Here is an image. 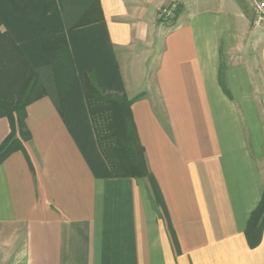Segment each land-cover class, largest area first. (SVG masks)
Returning a JSON list of instances; mask_svg holds the SVG:
<instances>
[{"label":"crops","instance_id":"0c3cea01","mask_svg":"<svg viewBox=\"0 0 264 264\" xmlns=\"http://www.w3.org/2000/svg\"><path fill=\"white\" fill-rule=\"evenodd\" d=\"M100 0L75 65L132 105L148 179L96 178L51 97L0 164V264H264L246 230L264 194V25L248 0ZM69 6V7H68ZM65 25L80 17L68 5ZM117 98V99H118ZM11 134L0 119V147Z\"/></svg>","mask_w":264,"mask_h":264},{"label":"trees","instance_id":"16d2710c","mask_svg":"<svg viewBox=\"0 0 264 264\" xmlns=\"http://www.w3.org/2000/svg\"><path fill=\"white\" fill-rule=\"evenodd\" d=\"M71 4L75 11L84 9L78 20L67 27L64 18ZM180 12L178 7L172 21ZM104 22L100 0H0V119L7 118L11 125V134L0 147V164L16 151L26 152L23 143L32 139L26 125L30 105L51 97L68 122L75 93L82 84L81 100L91 127L92 156L82 150L92 173L101 179L146 178L156 204L164 207L132 112V105L142 95L113 98L100 83L92 82L88 72L75 65L68 33ZM32 52L40 55L41 66L33 63ZM263 231L264 194L246 230L250 248L260 245Z\"/></svg>","mask_w":264,"mask_h":264},{"label":"rangeland","instance_id":"374dc122","mask_svg":"<svg viewBox=\"0 0 264 264\" xmlns=\"http://www.w3.org/2000/svg\"><path fill=\"white\" fill-rule=\"evenodd\" d=\"M83 9L84 8H78L75 15H79L83 11ZM30 57L36 66H41L43 64V60L41 59L40 55L34 54L32 52L30 54ZM81 91L83 92L82 84L79 87V91L75 93L74 100L72 102L73 104V109H71L72 116L67 115V119H68L70 126H72L74 135L78 139L83 150L89 157H91L92 156V153H91L92 133H91V127L89 125L88 119L84 115V111H83L84 106L81 100V97H82ZM108 95L112 96L113 98H118L115 94L113 95L111 93L110 94L108 93Z\"/></svg>","mask_w":264,"mask_h":264},{"label":"built area","instance_id":"2783aa9c","mask_svg":"<svg viewBox=\"0 0 264 264\" xmlns=\"http://www.w3.org/2000/svg\"><path fill=\"white\" fill-rule=\"evenodd\" d=\"M253 10V26L255 28H260L264 25V0H248ZM179 6V0H174V2L166 9L161 12V17L172 22L173 13Z\"/></svg>","mask_w":264,"mask_h":264}]
</instances>
